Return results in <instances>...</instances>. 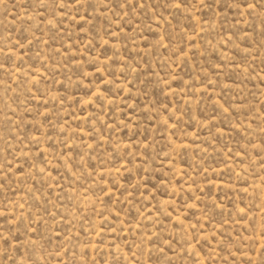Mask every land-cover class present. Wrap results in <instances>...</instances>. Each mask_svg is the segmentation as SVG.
<instances>
[{
  "label": "rangeland",
  "instance_id": "1",
  "mask_svg": "<svg viewBox=\"0 0 264 264\" xmlns=\"http://www.w3.org/2000/svg\"><path fill=\"white\" fill-rule=\"evenodd\" d=\"M0 264H264V0H0Z\"/></svg>",
  "mask_w": 264,
  "mask_h": 264
},
{
  "label": "snow or ice",
  "instance_id": "2",
  "mask_svg": "<svg viewBox=\"0 0 264 264\" xmlns=\"http://www.w3.org/2000/svg\"><path fill=\"white\" fill-rule=\"evenodd\" d=\"M77 2H79V0H77ZM173 6L176 7V8H179L180 7V3L179 2L178 3H174ZM247 7L248 8H252L253 5L252 4H248ZM5 243H7V241H5Z\"/></svg>",
  "mask_w": 264,
  "mask_h": 264
}]
</instances>
